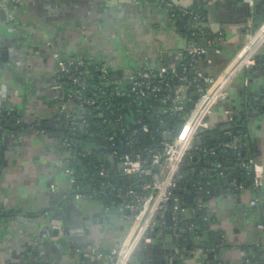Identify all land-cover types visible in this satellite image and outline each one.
Listing matches in <instances>:
<instances>
[{
  "label": "crops",
  "instance_id": "obj_1",
  "mask_svg": "<svg viewBox=\"0 0 264 264\" xmlns=\"http://www.w3.org/2000/svg\"><path fill=\"white\" fill-rule=\"evenodd\" d=\"M199 1L173 0L189 9ZM1 8L7 19L0 16V264H89L87 257L90 264L101 263L113 249L124 248L140 220L110 201L102 185L88 181L89 192L78 194L71 182L61 127L66 121L62 108L73 102L57 87L60 59L54 53L82 57L115 82L142 66L178 63L177 52L191 40L189 21L178 23L159 3L140 0H0ZM204 12L206 29L221 38V52L208 48L198 59V70L217 77L235 64L263 27L264 0H256L252 30L247 28L251 11L243 0H209ZM8 115H17V121L10 125ZM98 120L79 134L73 132L80 135L79 149L87 158L94 156L106 176L110 171L127 176L123 162L117 156L110 159L105 150ZM208 121L214 130L201 136L202 145L231 148L236 136L246 134L245 151L264 170V43L254 63L231 82L228 98L214 105ZM226 125L232 128L223 130ZM84 137L90 145L83 143ZM210 156L200 154L193 164V180L199 181L194 185L204 195L182 202L185 216L180 213L176 222L173 214L172 225L160 214V231L155 228L151 240L140 243L130 264H167L173 252L178 264H246L248 258L264 264V233L258 226L264 223V182L253 190L252 168L230 158L224 161L230 166L219 161L224 176L209 173L202 180L204 168H215L207 162ZM218 176L224 185L213 182ZM255 196L260 202L252 206Z\"/></svg>",
  "mask_w": 264,
  "mask_h": 264
},
{
  "label": "built area",
  "instance_id": "obj_2",
  "mask_svg": "<svg viewBox=\"0 0 264 264\" xmlns=\"http://www.w3.org/2000/svg\"><path fill=\"white\" fill-rule=\"evenodd\" d=\"M140 1L159 3L166 9L172 20L187 19L193 36L206 29V16L200 5L189 9L176 5L173 0ZM200 1L205 4L209 0ZM243 2L249 6L251 11L247 20V28L252 30L254 26L252 13L256 0H243ZM220 40L221 38L215 37L209 38L205 42L215 46V52L220 53ZM263 43L264 25L247 44L235 64L216 77L198 70V59L208 52V48L206 44L193 38L184 49L177 52L179 60L188 59V64L179 66L176 63L157 69L142 66L134 75L120 78L115 82H110L108 72L102 70L100 76L102 82L95 84L93 88L90 86L93 70L84 58L74 55L61 58L59 52L54 53V56L60 59L57 68L59 74L57 87L65 90L67 102H75L78 105V108H69L66 105L62 108V118L66 120L65 122L71 128V134L75 136L73 132L77 131H79V134L82 124L89 125L87 117L100 119L98 120L102 123V132H100L102 135L100 136L104 137L105 150L111 152V156H117L123 162L124 173L128 176H151L150 182L141 183L137 188L130 189L126 196L117 195L123 201L118 207L129 209L132 212L130 217L136 220H140L141 217L138 210L143 208L146 202H150V205L145 209L144 219L137 224L134 234L124 248L122 250L113 249L98 264H130L131 258L142 239L151 240L152 232L158 225L157 214H163L166 210L171 209L175 221L178 222L180 213L185 210L182 201L175 200L172 208H169V204L172 201L173 189L177 185V180L184 177V173L180 172V168H183L184 160L189 155L197 152H202L203 155L209 153L211 156L217 154L218 148L198 144L197 139H201L204 134L201 131L212 128L208 121L210 111L218 101L228 98L231 82L240 71L249 68L254 63L255 56ZM189 75H192L191 81ZM61 79H65L66 83L71 86L70 91L66 89ZM175 79L180 83L176 84ZM191 85H194L196 99L189 112H185ZM126 91H129L132 95L133 107L131 112L134 115L132 121L135 124L133 128H129L130 120H127L123 114L108 117L103 112L104 106H108L106 98L110 99L116 94L123 96L127 94ZM157 97L160 100V105L155 108L156 113L180 116L182 120L180 123L184 124V137L179 138L178 134H172L173 136L169 137L170 130L164 128L161 132V147L153 151L150 159L144 158L140 153L135 155L121 153L120 147L122 144L131 147L140 133L150 132V126L143 121L141 103ZM107 123L115 124L117 129L105 130L106 126L104 124ZM245 138L246 134L236 136L235 142L232 144V148L239 157H241V152L246 145ZM64 145L69 153V158L65 162L67 171L71 177L74 175L71 182L75 185L78 194H84L79 180L76 178V169L72 166L73 161L76 160L77 163H80L82 158L80 155L75 154L74 143L71 140H66ZM82 155H85V152ZM240 163L252 168L251 187L255 191L259 190L264 182V170L256 165L255 158L251 156L243 159ZM212 165L215 169L223 167L219 162H212ZM98 168L101 176L106 175L103 165L98 166ZM218 174L224 176V169L218 171ZM232 184L238 188L245 187V184H237L235 181ZM110 186H112L110 181L102 185L104 189ZM152 194H155V196L152 197ZM128 198L129 200H127ZM259 202L260 198L255 196L251 200V205L256 206ZM258 226L264 233V223L260 222ZM178 258V253L173 252L168 256L167 264H178ZM246 264H259V261L248 258Z\"/></svg>",
  "mask_w": 264,
  "mask_h": 264
},
{
  "label": "trees",
  "instance_id": "obj_3",
  "mask_svg": "<svg viewBox=\"0 0 264 264\" xmlns=\"http://www.w3.org/2000/svg\"><path fill=\"white\" fill-rule=\"evenodd\" d=\"M195 5L196 6L200 5L202 12L205 14L204 4H202L201 1H199ZM176 21L181 24L183 23L188 24V20H186L185 18H178ZM188 31H189L190 39L195 38L197 41H200V43L206 44L205 41L207 39L215 38V36L210 34V32L207 29L204 30L203 32H198L194 36L191 34L190 29H188ZM206 46L207 48H210V47L215 48V46L210 45V44H206ZM188 63H189V60L184 59V60L178 61L177 64L179 66H182ZM90 68L93 70V76H92V79L90 80V86L91 88H93L95 84H100L102 80H101L100 74L98 73L97 69H95L94 66H91ZM61 80L63 84L66 86V89L70 91L71 86H69L66 83L65 79H61ZM189 80L190 81L192 80V75H189ZM174 81L176 84L180 83V81H178L177 79H175ZM126 93L127 94L123 96L116 94V95H113V97L110 99L106 98L108 101V106H104L103 108V112L106 116L113 117L114 115H119V114H123L125 117L127 116V114L124 112V107L126 105L132 107V95L129 91H126ZM188 94H189V98L186 103L185 112H189V110L191 109L196 99L195 94H194V85H191V87L189 88ZM159 105H160V100L158 99V97L148 99L147 101H143L141 103V107L143 109V121L145 124H148L150 126V132L140 133L137 136L136 142L131 147H127V146L120 147L119 146L121 153L129 154V155L130 154L135 155L137 153H140L144 158L150 159V156L152 155L153 151L161 147L160 146L161 132L165 128L164 123L168 124V127L166 128L169 129L173 135H176L177 124L182 121L181 117L157 114L155 108ZM69 106L70 108H78V105L75 104V102L71 103ZM86 119L87 121L91 123L94 122V120H96L91 117H87ZM133 119H134V115H133ZM104 125L106 126L105 130L117 129L115 124L107 123ZM133 127L129 126V128H133ZM70 129L71 128L66 122L62 124L61 131L63 132V135L66 137L67 140H71L74 143L75 154L80 155L82 158V161L80 163H77L76 160L73 161L72 163V166L76 169V178L79 180V184L81 186L82 192L87 190L88 187L86 188V185L88 181L90 182L89 185L97 184L98 186L99 185L101 186L103 185V183L110 181L112 183V187L105 188L106 197H108L110 201L113 200L115 204L118 206L121 204V202H123L122 199H120L117 196L118 191H120L119 193H121L122 195L126 196V194L128 193L130 189L137 188L139 184L148 182L146 179V176H132L131 178L128 175L127 176H123V175L117 176V175H114L115 173H118L115 171H110L108 176L106 175L101 176L99 174V168L97 165L98 162L95 161V157L93 156L92 158H87L86 155H82L84 151L80 152L81 150H79L75 136H70L72 135ZM204 134L205 136H207V133H204ZM246 149L247 148L244 147V149L241 152V157H239L237 155V152L232 147L231 148L224 147V149L222 148L221 150H219L215 156H211L208 159L210 162L215 163V162L222 161L223 163L226 159L230 158V159H233L234 162L240 163L243 159L249 157L248 153L245 151ZM200 154H203V153L197 152L196 154L189 155L185 158L184 166H183V173H188V175L186 177H183L177 180V185L173 189L172 201L169 204V208L173 207L174 201L177 200L178 198L182 202H184L185 205H187L188 203H190V197L196 194L197 190H196V186L193 183L194 180L192 177L194 175L193 164L195 161L194 155L199 156ZM227 164L228 163L224 162V165L230 166V164L229 165ZM231 166H234V163L231 164ZM87 170H88V173H85V171ZM225 171L228 172L229 170L226 169ZM213 182H216L218 185H224L223 184L224 179H222V177L220 176L215 178ZM207 186H210V185L206 184V186L204 187H207ZM127 200H129V198ZM252 260H258L259 264L263 263L262 262L263 260L260 258H256V259L252 258Z\"/></svg>",
  "mask_w": 264,
  "mask_h": 264
},
{
  "label": "water",
  "instance_id": "obj_4",
  "mask_svg": "<svg viewBox=\"0 0 264 264\" xmlns=\"http://www.w3.org/2000/svg\"><path fill=\"white\" fill-rule=\"evenodd\" d=\"M10 6H11V8H13L12 5H10ZM5 11H6V10H5L4 8H1V9H0V16H1L2 19H5V20H6V19H7V16H6V12H5ZM124 112L128 115V117H129V119H130L129 126H130V127H133V126H134V123H133V121L131 120V119L133 118V113L131 112L130 107H129L128 105H126V106L124 107ZM17 118H18L17 115H8V116H7V119L9 120L8 123H9L10 125H12L13 122H16V121H17ZM21 122H24V119H23V118H20V123H21ZM40 124L42 125L43 123L41 122ZM95 125H97V126H102V123L97 122V123H95ZM86 127H87V126H86L85 124H82V125L80 126V130H85ZM164 127H168V124H164ZM230 128H232L231 125H226V126L223 127V130H225V129H230ZM213 130H214V128L212 127V128H210L209 130H204V131H201V132H202V133H210V132L213 131ZM234 133H236V132H234ZM177 134H178L179 138H183V137H184V124H183V123H180V124L177 126ZM70 136H73V135H70ZM93 136H95V134L91 133V134H90V137H93ZM75 138H76L77 140H80V135H76ZM219 139H220V138H219ZM226 139L229 140L228 137H227ZM211 140H212L213 142L215 141L214 136L211 137ZM197 143L202 145V140H201L200 138H198V139H197ZM97 144L100 145V142H98ZM101 144H102V143H101ZM217 150L219 151V149H217ZM88 157H89V154H88ZM112 158H113V156L110 157V159H112ZM98 159H99L100 161H103V160H104L103 155H99ZM194 159L196 160V159H197V156L194 157ZM204 160H205V158H203V161H204ZM205 161H206V160H205ZM208 161H209V159L207 160V162H208ZM209 162H210V161H209ZM231 164H233V163H231ZM221 170H223V167H218L217 170H216L215 168H214V170H209L208 168H204L203 171H204V174H205L206 177L204 176V177H202L201 179H202V180H206V179H208L207 175H208L209 173H211V174H215V175H216V174H218V171H221ZM196 171L200 172V169L197 168ZM180 172H183V168H182V167L180 168ZM72 177H74V175H73ZM146 179L148 180V182H150V181H151V176H150V175L146 176ZM229 179L232 180V179H233V176H229ZM193 183H194L195 185H197V186L199 185V181H195V180H194ZM207 185H210V184L208 183ZM204 193H205V190H200V191L196 192V195L203 196ZM154 196H155V194H152V197H154ZM190 199H191V202H193V196H191ZM203 200L206 201L207 198L205 197ZM149 205H150V202H146V203H145V206H144L143 208H141V209L138 210V213L141 215V217H140V220H141V221L144 219V214H143V213H144L145 209H146ZM194 205L196 206L197 204L194 203ZM127 212H129V210H127ZM198 213H200V210H198ZM165 214H166V216H167V218H168V222H167V224H168V225H172V224H173V220H172V217H173V211H172L171 209H168V210H166ZM181 215H182V216H185V212L182 211V212H181ZM156 218H157V219L159 218V214L156 215ZM185 225L187 226V228L189 227V223H188V222H186ZM156 231H157V232L160 231L159 225L156 226ZM176 232L178 233V230H176L175 233H176ZM200 234L203 235V233H200ZM152 235L154 236L155 234H152ZM145 242H146V240H145V239H142L141 243H145ZM204 246H206V245L204 244ZM210 255H213V254L210 253ZM87 261H88V263L90 264L91 261H92V259H91L90 257H87Z\"/></svg>",
  "mask_w": 264,
  "mask_h": 264
},
{
  "label": "rangeland",
  "instance_id": "obj_5",
  "mask_svg": "<svg viewBox=\"0 0 264 264\" xmlns=\"http://www.w3.org/2000/svg\"><path fill=\"white\" fill-rule=\"evenodd\" d=\"M173 135H172V132H171V134H169V137H172ZM83 143L84 144H87V145H90V141L87 139V138H85L84 137V139H83Z\"/></svg>",
  "mask_w": 264,
  "mask_h": 264
}]
</instances>
